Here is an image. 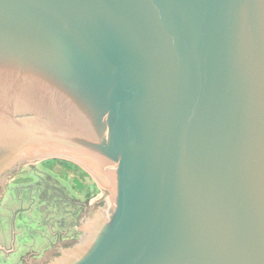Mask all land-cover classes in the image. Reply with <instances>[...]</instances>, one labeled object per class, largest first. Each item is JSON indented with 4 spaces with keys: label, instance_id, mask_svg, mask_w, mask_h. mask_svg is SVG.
Listing matches in <instances>:
<instances>
[{
    "label": "water",
    "instance_id": "1",
    "mask_svg": "<svg viewBox=\"0 0 264 264\" xmlns=\"http://www.w3.org/2000/svg\"><path fill=\"white\" fill-rule=\"evenodd\" d=\"M54 154L106 201L36 264H264V0H0V195Z\"/></svg>",
    "mask_w": 264,
    "mask_h": 264
},
{
    "label": "rangeland",
    "instance_id": "2",
    "mask_svg": "<svg viewBox=\"0 0 264 264\" xmlns=\"http://www.w3.org/2000/svg\"><path fill=\"white\" fill-rule=\"evenodd\" d=\"M68 158L69 157L66 158V156L63 155L54 154L32 159L28 163L21 166L11 176L9 181L6 182L4 187L5 190H3L2 195H0V249L4 247V249L10 251L12 245L9 242V238L7 236L11 231L12 233L16 232L18 234L16 238L17 244L22 238L26 240V245L24 246L25 248L23 247L21 250H19L18 254L16 253L12 256L10 255L11 257L6 255L5 251H0V264H2L4 260L6 263L11 264H36V260H41L46 254V252L43 251H50V248L48 249L50 242L54 239L56 240V238L52 237L51 232L58 231L57 233L59 234L61 232L63 233V237H66L64 236L66 234L70 236L69 238H63L62 235L59 236V239L53 243L54 245L58 244L59 242L62 243L63 241L67 242L75 240L77 237L76 235L79 236L82 234V229H80L79 226L83 225V217L88 218L92 216L93 218L95 209H99L106 201L104 198L106 196V187L101 185L99 181H96L97 179L90 174L93 179L91 177H86V181L92 182L93 185L99 186L101 188L100 190H94L93 195L95 194V196L92 198V203L86 205V211L83 208L80 210L79 205L85 204V197L83 195L76 196V199H74L77 201L76 206L70 205L66 209L65 207L64 209L61 208L63 213L56 217L58 224L55 222V208L52 205V201L55 198L50 197L46 198V200L45 198H40V188L38 185L32 186L30 183L33 181V179H40L44 181L47 180L48 187L49 182L55 185V179H57V181L60 183L59 189L63 191L67 192L68 189L72 188V184L74 183L75 187H78L80 184L77 180V177L80 178L83 176L80 175L81 173H84L82 170L87 173L88 171L75 161ZM55 159L62 160L65 164L75 170V173L64 170L62 165L59 166L52 163V160ZM73 164H75V166H73ZM73 174L75 175L74 179L72 178ZM65 178L68 181H66ZM11 188H13L12 190L14 191L13 194H15V196L11 193ZM72 193L73 192L71 191L67 192V194L70 196ZM62 221L65 223L64 226H62L60 223ZM46 223L49 224L45 225ZM50 225L55 227L51 229ZM75 225L78 230L75 228ZM72 234H74V236H71ZM38 236L41 238L42 242H40ZM38 241L39 243L37 245L36 242ZM53 244L51 246H53ZM54 248L56 250L57 247ZM57 250L59 249L57 248ZM22 253L24 257L23 261L22 258H20ZM8 257L10 258L7 259Z\"/></svg>",
    "mask_w": 264,
    "mask_h": 264
},
{
    "label": "flooded vegetation",
    "instance_id": "3",
    "mask_svg": "<svg viewBox=\"0 0 264 264\" xmlns=\"http://www.w3.org/2000/svg\"><path fill=\"white\" fill-rule=\"evenodd\" d=\"M44 161V160H43ZM46 161V160H45ZM52 163H54L55 165H62V167H63V169L64 170H67L68 172L69 171H72V172H74L75 173V170H73L71 167H69L67 164H65L62 160H58V159H55V160H52ZM73 166H75V164H73ZM81 169V168H80ZM84 173H81L80 175H83L82 177H77V180H78V182H79V186L78 187H75V183L74 184H72V188L71 189H68L67 190V192H73L72 194H71V196H73V197H71L70 195H68L67 194V192L66 191H63V190H61V189H59V187H60V183L57 181V179H55V185L54 184H51L50 182H49V186L47 187V180L46 181H44V180H40V179H33V181H31V183H30V185H38V187L40 188V191H41V194H40V198H42V199H44L45 198V200H46V198H52V197H54L55 199H53V201H52V205H53V207L55 208L54 209V211H55V222H57V224H58V221L56 220V217L59 215V214H62L63 213V210H61V208H63L64 209V207H65V209L66 208H68L70 205H72V206H76V203H77V201H75L74 199H76V196H84L85 197V204H81V205H79L80 206V210H81V208H83V209H85V211H86V205L87 204H89V203H92V198H93V196H95V194L93 195V192H94V190H100L101 188L99 187V186H95V185H93V183L92 182H87L86 181V177H91L92 178V176L90 175V173L88 172H85L84 170H82ZM66 175V174H65ZM68 176V175H67ZM11 178V177H10ZM9 178V179H10ZM72 178L74 179L75 178V175L73 174V176H72ZM66 179V178H65ZM73 179H71V180H73ZM93 179V178H92ZM11 180H13V179H11ZM66 181H68L67 179H66ZM74 181V180H73ZM93 181H95V180H93ZM44 183H45V185H44ZM63 186H65V185H63ZM70 188V187H69ZM96 188V189H95ZM7 189H8V187H7ZM13 188H11V193L13 194V190H12ZM38 190V189H37ZM70 190V191H69ZM77 192V193H76ZM98 192V191H97ZM97 192H96V194H97ZM33 194V193H32ZM53 194H54V196H53ZM67 194V195H66ZM77 194V195H76ZM14 196H15V194H13ZM92 196V197H91ZM73 198V199H72ZM69 200H71V201H69ZM47 206V205H46ZM42 207V206H41ZM52 207V208H53ZM43 208V207H42ZM17 217V216H16ZM61 224H62V226H64L65 225V223H64V221H62V222H60ZM49 223H46L45 225H48ZM6 225V224H5ZM11 225V224H10ZM51 226V229L52 228H54L55 226H53V225H50ZM75 228L77 229V227H76V225H75ZM78 230V229H77ZM58 231H55V232H51L52 233V237L53 238H56V240L57 239H59L58 237L59 236H61L63 233L61 232L60 234L59 233H57ZM82 233V232H81ZM17 233L16 232H14V233H12V231L10 232V234H8V238H9V242L11 243V245H12V247L10 248V251L9 250H6V249H4V247H2L1 249H0V251H5V253H6V255H13V254H18L19 253V250H21L25 245H26V240L25 239H20V241H19V243L17 244L16 242H17V240H16V238H17ZM64 236H66V237H70L68 234H66V235H64ZM71 236H74V234H72ZM77 237H78V235H76ZM62 237H63V235H62ZM66 237H63V238H66ZM76 237V238H77ZM28 238V237H27ZM30 239H32V238H30ZM38 239L40 240V242H42V240H41V238L38 236ZM55 239L54 240H52L51 242H50V244H49V247H48V249L50 248H53V247H55V245L53 244L55 241H56ZM38 243H39V241L38 242H36V244L38 245ZM53 244V246H51ZM51 246V247H50ZM19 248V249H18ZM25 248V247H24ZM44 250H46V249H44ZM43 252H47V251H43ZM42 252V253H43ZM41 253V254H42ZM40 254V255H41ZM10 256V257H11ZM10 257H8L7 259H9ZM20 258H22V261H23V253L20 255ZM2 264H11V263H6V261L4 260L3 261V263Z\"/></svg>",
    "mask_w": 264,
    "mask_h": 264
}]
</instances>
